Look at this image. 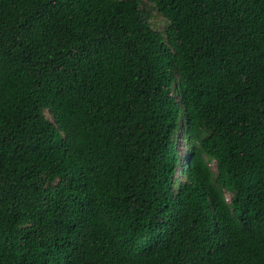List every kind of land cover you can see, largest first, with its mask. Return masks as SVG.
Returning a JSON list of instances; mask_svg holds the SVG:
<instances>
[{
  "label": "trees",
  "instance_id": "1",
  "mask_svg": "<svg viewBox=\"0 0 264 264\" xmlns=\"http://www.w3.org/2000/svg\"><path fill=\"white\" fill-rule=\"evenodd\" d=\"M0 264H264V0H0Z\"/></svg>",
  "mask_w": 264,
  "mask_h": 264
},
{
  "label": "rangeland",
  "instance_id": "2",
  "mask_svg": "<svg viewBox=\"0 0 264 264\" xmlns=\"http://www.w3.org/2000/svg\"><path fill=\"white\" fill-rule=\"evenodd\" d=\"M152 22L156 30L163 32L165 26L163 19L155 14ZM182 127L183 125L180 124L174 137L172 154L168 153L166 158L168 164L165 167L171 190L176 189L180 182H191L192 178L197 177L211 186L219 204H221V200L225 204H229L230 193L226 177L221 173L218 175L215 160L208 158L204 153H192L193 148H200L199 143L187 144L182 137Z\"/></svg>",
  "mask_w": 264,
  "mask_h": 264
}]
</instances>
